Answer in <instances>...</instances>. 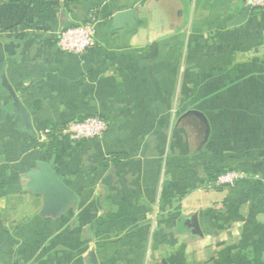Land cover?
<instances>
[{"label":"crops","instance_id":"crops-1","mask_svg":"<svg viewBox=\"0 0 264 264\" xmlns=\"http://www.w3.org/2000/svg\"><path fill=\"white\" fill-rule=\"evenodd\" d=\"M247 8L0 0V264H264V10ZM90 21L96 46L63 52ZM90 117L99 138L59 131ZM46 165L76 197L63 211Z\"/></svg>","mask_w":264,"mask_h":264},{"label":"built area","instance_id":"built-area-1","mask_svg":"<svg viewBox=\"0 0 264 264\" xmlns=\"http://www.w3.org/2000/svg\"><path fill=\"white\" fill-rule=\"evenodd\" d=\"M251 9L264 10V0H244ZM96 46L95 23L90 21L65 30L59 39V47L63 52L82 55ZM107 129L106 122L99 117H90L83 121L68 124L62 131L69 142H82L101 137ZM240 176L236 172L221 174L215 186L232 185Z\"/></svg>","mask_w":264,"mask_h":264},{"label":"water","instance_id":"water-1","mask_svg":"<svg viewBox=\"0 0 264 264\" xmlns=\"http://www.w3.org/2000/svg\"><path fill=\"white\" fill-rule=\"evenodd\" d=\"M249 10L250 8L248 7L244 16L247 15ZM133 24H135L134 10L121 11L114 16L113 27L115 29H121L126 25L131 26ZM16 104L21 108L27 119L28 125H30V117L28 113L20 106L17 100ZM42 168L43 173L38 176V179L42 183V188H40L39 191L44 193L46 196L45 210L47 211L52 208H54L57 212L65 210L69 205L76 201V197L71 190L59 181L54 172L47 165ZM93 262L96 264L95 257H93Z\"/></svg>","mask_w":264,"mask_h":264},{"label":"trees","instance_id":"trees-1","mask_svg":"<svg viewBox=\"0 0 264 264\" xmlns=\"http://www.w3.org/2000/svg\"><path fill=\"white\" fill-rule=\"evenodd\" d=\"M85 120V119H84ZM81 121H83V120H81ZM66 127V126H65ZM65 127L63 128H61L59 131L62 133V131L65 129ZM67 139V138H66ZM55 140V139H54ZM54 142V141H53Z\"/></svg>","mask_w":264,"mask_h":264}]
</instances>
